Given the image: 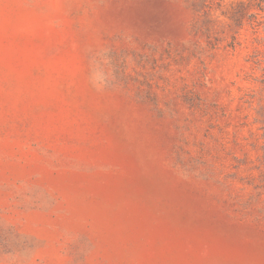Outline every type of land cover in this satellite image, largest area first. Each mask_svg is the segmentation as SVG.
<instances>
[{
	"label": "rangeland",
	"instance_id": "1",
	"mask_svg": "<svg viewBox=\"0 0 264 264\" xmlns=\"http://www.w3.org/2000/svg\"><path fill=\"white\" fill-rule=\"evenodd\" d=\"M0 264H264V0H0Z\"/></svg>",
	"mask_w": 264,
	"mask_h": 264
}]
</instances>
